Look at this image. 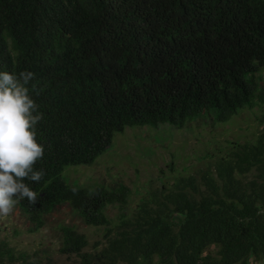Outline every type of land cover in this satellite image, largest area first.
I'll use <instances>...</instances> for the list:
<instances>
[{
	"label": "trees",
	"instance_id": "trees-1",
	"mask_svg": "<svg viewBox=\"0 0 264 264\" xmlns=\"http://www.w3.org/2000/svg\"><path fill=\"white\" fill-rule=\"evenodd\" d=\"M25 70L43 114L35 170L45 175L25 181L36 202L17 205L34 231L64 205L104 228L105 242L86 251L88 237L62 227V254L78 264H264V130L134 208L123 184L64 178L127 128L181 130L203 113L224 123L263 107L264 0H0V71ZM0 264L44 263L3 243Z\"/></svg>",
	"mask_w": 264,
	"mask_h": 264
},
{
	"label": "rangeland",
	"instance_id": "rangeland-1",
	"mask_svg": "<svg viewBox=\"0 0 264 264\" xmlns=\"http://www.w3.org/2000/svg\"><path fill=\"white\" fill-rule=\"evenodd\" d=\"M257 79L264 88V70ZM263 130L264 106L245 108L224 123H216L214 114L203 113L181 130L170 125L127 128L116 135L109 151L93 165L67 167L64 178L70 185L82 188L92 184L111 188L123 184L131 191L130 206L134 208L148 191L172 184L177 176L206 170L227 152L230 142H251ZM117 213V209H109L113 220ZM64 226L73 227L88 237L90 245L86 251L92 250L94 244L105 242L104 228L85 225L68 205L47 216L39 231L33 230L16 205L10 216L0 217V247L6 243L44 264H78L77 255L60 251ZM208 252L216 253L217 248L211 247ZM252 262L261 264L256 260Z\"/></svg>",
	"mask_w": 264,
	"mask_h": 264
},
{
	"label": "clouds",
	"instance_id": "clouds-1",
	"mask_svg": "<svg viewBox=\"0 0 264 264\" xmlns=\"http://www.w3.org/2000/svg\"><path fill=\"white\" fill-rule=\"evenodd\" d=\"M34 78L28 70L0 71V217L10 216L21 200L34 204L37 193L25 181L39 182L45 175L35 170L45 148L37 140L43 114L31 96L37 92L30 86Z\"/></svg>",
	"mask_w": 264,
	"mask_h": 264
}]
</instances>
